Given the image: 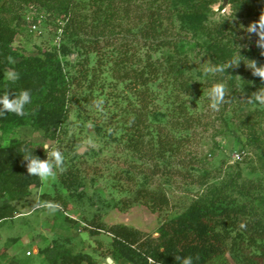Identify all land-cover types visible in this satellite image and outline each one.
I'll list each match as a JSON object with an SVG mask.
<instances>
[{
    "label": "rangeland",
    "instance_id": "rangeland-1",
    "mask_svg": "<svg viewBox=\"0 0 264 264\" xmlns=\"http://www.w3.org/2000/svg\"><path fill=\"white\" fill-rule=\"evenodd\" d=\"M258 21L264 0H0V26L12 30L0 32V94L32 96L23 116L0 115V264H132L112 224L155 239L164 220L219 195L264 221V108L247 102L264 87L248 66H264V40L249 32ZM119 46L130 62L115 64ZM146 52L160 71L137 87L122 73ZM43 143L65 157L47 182L24 159H46Z\"/></svg>",
    "mask_w": 264,
    "mask_h": 264
},
{
    "label": "trees",
    "instance_id": "trees-1",
    "mask_svg": "<svg viewBox=\"0 0 264 264\" xmlns=\"http://www.w3.org/2000/svg\"><path fill=\"white\" fill-rule=\"evenodd\" d=\"M0 32L10 34L12 30L0 26ZM165 42L159 44L165 45ZM120 47L121 53L115 60L117 65L132 60L130 49ZM7 49L0 47V58ZM143 56L144 63L140 68L122 74L131 76L137 87L147 88L158 77L160 69L150 53ZM254 56L250 55L257 58ZM143 94V90L139 91L141 101L144 100ZM137 122L141 123L140 115ZM153 198L157 199L155 195ZM167 202L165 196L158 199V203ZM93 226L101 228L99 224ZM108 232L119 257L132 264H179L175 259L177 256H192L195 264H232L229 256H233L236 264H264V221L254 209L238 205L227 195H219L208 203L197 201L179 215L164 220L155 239L143 237L139 230L119 223L112 224ZM83 263L96 264L88 255L67 260V264Z\"/></svg>",
    "mask_w": 264,
    "mask_h": 264
},
{
    "label": "clouds",
    "instance_id": "clouds-1",
    "mask_svg": "<svg viewBox=\"0 0 264 264\" xmlns=\"http://www.w3.org/2000/svg\"><path fill=\"white\" fill-rule=\"evenodd\" d=\"M249 32H256L264 40V21H258L249 27ZM264 45V44H262ZM9 62L14 63V60L9 57ZM237 61L233 60L231 64L226 66H216L214 68H209L206 71L215 73H223L228 70L231 66L236 65ZM252 70L253 74L264 79V66H257L255 62L248 65ZM5 79L8 82L14 83L20 79V75L14 71H8L4 74ZM7 89L3 94H0V115H5L7 113H15L16 115L23 116L25 114V106L31 104L32 96L28 90H21L17 95L14 91L12 98H10V93ZM225 90L223 84H216L211 92L209 93L210 104L209 107L214 111H219L220 106L224 103ZM247 102L249 104L256 105L258 108H264V87L259 88L257 91L253 92L248 98ZM91 143V141H89ZM41 147L46 152V159H40L39 157L33 155V153L24 157L27 161V172L30 176H37L42 181L47 182L49 178L56 175L57 170L64 171L65 157L59 148H50L48 143H43ZM43 206V205H40ZM175 259L179 264H195L194 257L177 256Z\"/></svg>",
    "mask_w": 264,
    "mask_h": 264
},
{
    "label": "water",
    "instance_id": "water-1",
    "mask_svg": "<svg viewBox=\"0 0 264 264\" xmlns=\"http://www.w3.org/2000/svg\"><path fill=\"white\" fill-rule=\"evenodd\" d=\"M107 263H108V264H115V263H114L111 259H109V258L107 259Z\"/></svg>",
    "mask_w": 264,
    "mask_h": 264
},
{
    "label": "built area",
    "instance_id": "built-area-1",
    "mask_svg": "<svg viewBox=\"0 0 264 264\" xmlns=\"http://www.w3.org/2000/svg\"><path fill=\"white\" fill-rule=\"evenodd\" d=\"M34 27H35V25H34Z\"/></svg>",
    "mask_w": 264,
    "mask_h": 264
}]
</instances>
